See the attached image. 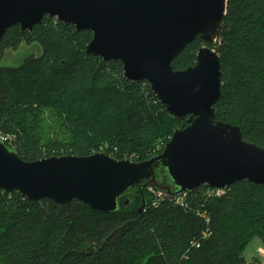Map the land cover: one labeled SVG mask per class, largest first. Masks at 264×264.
<instances>
[{"label":"trees","instance_id":"16d2710c","mask_svg":"<svg viewBox=\"0 0 264 264\" xmlns=\"http://www.w3.org/2000/svg\"><path fill=\"white\" fill-rule=\"evenodd\" d=\"M92 38L90 30L45 16L32 30L11 26L0 40V61L22 41L43 48L18 67L0 65V130L16 135L15 145H6L21 158L86 156L109 145L116 158L143 161L173 135L178 122L151 84L131 82L122 63L88 54ZM202 45L199 37L188 43L174 68L194 65ZM210 46L222 66L218 119L239 125L245 140L264 147V0H228ZM46 108L58 112L72 141L44 142L39 117L30 116ZM142 186L129 193L133 205L116 213L76 199L32 201L0 188V264H247L249 242L258 236L264 244L263 184L242 180L212 197L204 184L185 208L169 198L152 206Z\"/></svg>","mask_w":264,"mask_h":264},{"label":"water","instance_id":"95a60500","mask_svg":"<svg viewBox=\"0 0 264 264\" xmlns=\"http://www.w3.org/2000/svg\"><path fill=\"white\" fill-rule=\"evenodd\" d=\"M227 1L0 0V40L11 26L32 30L45 16L90 30L86 52L122 63L131 82L147 80L178 122L163 151L138 162L102 152L29 161L0 142V188L32 201L76 199L116 213L133 205L129 193L156 171L173 185L172 197L204 184L222 189L247 179L264 185V147L245 140L240 126L218 119L216 111L222 66L210 45L223 27ZM197 37L203 45L196 63L175 69L174 59Z\"/></svg>","mask_w":264,"mask_h":264},{"label":"rangeland","instance_id":"374dc122","mask_svg":"<svg viewBox=\"0 0 264 264\" xmlns=\"http://www.w3.org/2000/svg\"><path fill=\"white\" fill-rule=\"evenodd\" d=\"M42 52H43V48L39 43L34 42L32 44H29L25 41H22L17 46V48L11 47V48L6 49L5 56L0 61V65L1 66H7V67H18L26 60V58L30 57L31 55L39 56V55H41ZM37 113H38V116L37 115L35 116V114H32L30 117H31V120H33L36 117H39V120H38V123L36 124V127L40 131L41 135L43 136L44 142H46L50 138H57L61 143H65V142L73 140L72 133H70L67 130V128L65 126V121L60 118L58 112H55L49 108H46V109L37 110ZM11 135L13 137V145L12 146H14L16 135L15 134H11ZM170 138H169V140H170ZM164 141L165 140L159 142L162 146L161 150L156 149L154 151V154L151 157L161 153L162 149L165 148V145L168 142V141L167 142H164ZM114 150L116 152L117 148L109 149V147H107V149L103 150L102 153H107L108 155L115 157L114 155H116V153L114 152ZM63 151L64 150H61V152H63ZM95 153H98V152H95ZM118 159H122V158H118ZM129 159L132 161H135V162L139 161L137 158H129ZM163 183L166 184V182L162 181V174L157 172V171L155 172L153 177L142 181L141 184H143L142 187H143V190L145 191L146 198L151 199V201H152L153 189L154 190H162V191H166L168 193H172V191L174 190V187L171 186V184H170L171 188L166 189V186H164ZM212 189H214V188H212ZM222 189L226 190V188H222ZM146 190H148V192ZM184 193L190 194L189 192L184 191V192L178 193V195H181ZM138 199H139V201H141L140 198H138ZM151 201H150V203H151ZM261 248H264V244H263L261 238L258 236L254 237L249 242V244L246 246V248L244 249V252H243V255L246 259L247 264H255L256 260H259L262 258V253L260 251Z\"/></svg>","mask_w":264,"mask_h":264},{"label":"built area","instance_id":"2783aa9c","mask_svg":"<svg viewBox=\"0 0 264 264\" xmlns=\"http://www.w3.org/2000/svg\"><path fill=\"white\" fill-rule=\"evenodd\" d=\"M0 142L13 144V137L10 133H5V132L0 130ZM107 147L108 146H101L100 150L94 151V153L95 152H102L103 150H106ZM161 148H162V146H161V144H159L156 149L161 150ZM163 149H162V151H163ZM123 159H129L128 155H125L123 157ZM224 192H225V190H223V189H212V188L208 187V190L205 191V195L208 197L221 196L222 194H224ZM190 194L184 193L181 195H177L176 197H172L171 193H168V192L162 191V190H154L153 189V199L151 201V205L155 206V207L159 206L166 198H169L175 204L180 205V206L185 208L189 205L188 197ZM207 221L209 222L208 218H207ZM203 236L207 237L208 234L206 232H204ZM260 251L262 253V258L260 259L261 260L260 264H264V248H261Z\"/></svg>","mask_w":264,"mask_h":264},{"label":"flooded vegetation","instance_id":"af4514ba","mask_svg":"<svg viewBox=\"0 0 264 264\" xmlns=\"http://www.w3.org/2000/svg\"><path fill=\"white\" fill-rule=\"evenodd\" d=\"M163 184H164V183H163ZM141 185H143V184H141ZM164 186H166L167 188H170V187H171L169 183L164 184ZM172 186H173V185H172ZM129 195L132 196V194H129Z\"/></svg>","mask_w":264,"mask_h":264},{"label":"bare ground","instance_id":"6f19581e","mask_svg":"<svg viewBox=\"0 0 264 264\" xmlns=\"http://www.w3.org/2000/svg\"><path fill=\"white\" fill-rule=\"evenodd\" d=\"M5 145H6V143L5 142H3ZM7 146V145H6ZM8 147V146H7ZM9 148V147H8Z\"/></svg>","mask_w":264,"mask_h":264}]
</instances>
